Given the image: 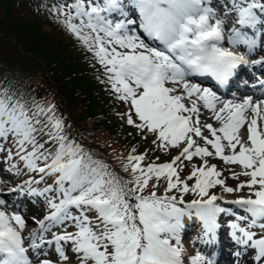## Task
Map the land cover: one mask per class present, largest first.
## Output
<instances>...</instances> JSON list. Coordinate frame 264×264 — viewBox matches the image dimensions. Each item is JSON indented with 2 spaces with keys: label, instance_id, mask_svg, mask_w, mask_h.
I'll return each instance as SVG.
<instances>
[{
  "label": "snow or ice",
  "instance_id": "1",
  "mask_svg": "<svg viewBox=\"0 0 264 264\" xmlns=\"http://www.w3.org/2000/svg\"><path fill=\"white\" fill-rule=\"evenodd\" d=\"M51 11L106 69L111 91L128 104L127 124L151 133L158 149H177L179 154L169 163L144 167L145 156L130 155L123 170L131 179H125L69 137L63 119L54 115V106L0 90V154L5 161L18 160L30 177L14 191L28 185L27 194L43 197L49 212L39 220L31 217L41 232L26 241L22 232L27 221L20 214L0 211V264H185L181 233L184 218L191 219L193 212L201 222L203 242L209 245L218 243L224 226L220 218L233 217L226 222L230 237L254 249V260L264 264V131H258L257 119L264 120V99L220 100L211 89L189 80L211 77L226 86L237 69L248 64L243 55L220 46L225 22L264 28V0H64ZM233 34L255 47L256 41L244 39L235 27ZM229 42L236 41L230 37ZM200 101L221 122L220 128L201 125ZM246 112L253 116L250 122ZM245 125L246 140L238 134ZM202 127L212 138L204 135ZM226 147L232 155H225ZM213 155L244 169L233 173V179L239 175L249 179L236 188L227 187L218 178L222 173L217 166L204 160ZM193 157L203 163L188 175V180L195 178L190 189L176 165ZM13 169L15 175L22 174L18 165L11 164L8 171ZM161 178H166L165 194L150 190L145 196L150 182L152 188H159ZM218 185L226 193L248 189L246 198L231 201L245 216L220 206V198L210 194ZM173 190L179 198L167 195ZM190 191L199 198L184 205L183 196ZM245 220L248 228L259 226L260 238L235 222ZM52 228L60 234L51 233ZM43 232H50L52 238L45 239ZM191 264L215 261L198 252Z\"/></svg>",
  "mask_w": 264,
  "mask_h": 264
},
{
  "label": "trees",
  "instance_id": "2",
  "mask_svg": "<svg viewBox=\"0 0 264 264\" xmlns=\"http://www.w3.org/2000/svg\"><path fill=\"white\" fill-rule=\"evenodd\" d=\"M49 2L0 0V80L13 82L25 96L37 88H29L32 81L46 85L83 140L113 138L122 125L76 41L48 8Z\"/></svg>",
  "mask_w": 264,
  "mask_h": 264
},
{
  "label": "rangeland",
  "instance_id": "3",
  "mask_svg": "<svg viewBox=\"0 0 264 264\" xmlns=\"http://www.w3.org/2000/svg\"><path fill=\"white\" fill-rule=\"evenodd\" d=\"M4 11H5V10H3L2 12L4 13ZM2 15H4V14H2ZM2 15H1V16H2ZM2 18H3V17H2ZM30 25H31V24H30ZM31 26H32V25H31ZM33 26H34V25H33ZM33 26H32V27H33ZM44 28L47 29L45 26H44ZM39 32H43V31H39ZM39 77H40V76H39ZM232 181H233V185H235V187H236V186L238 185V183H239V182L236 181V180H232ZM150 185H152V182H150ZM185 242H187V240H186Z\"/></svg>",
  "mask_w": 264,
  "mask_h": 264
},
{
  "label": "bare ground",
  "instance_id": "4",
  "mask_svg": "<svg viewBox=\"0 0 264 264\" xmlns=\"http://www.w3.org/2000/svg\"><path fill=\"white\" fill-rule=\"evenodd\" d=\"M164 179H165V178H164ZM192 218H193V216H192ZM189 220H190V219H188V217H187V221H189ZM187 221H186V222H187ZM187 223H188V222H187ZM192 237H194V236H192Z\"/></svg>",
  "mask_w": 264,
  "mask_h": 264
}]
</instances>
